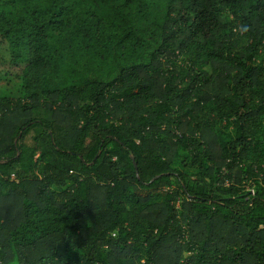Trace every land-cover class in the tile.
<instances>
[{
  "label": "trees",
  "instance_id": "16d2710c",
  "mask_svg": "<svg viewBox=\"0 0 264 264\" xmlns=\"http://www.w3.org/2000/svg\"><path fill=\"white\" fill-rule=\"evenodd\" d=\"M14 261L264 264V0H0Z\"/></svg>",
  "mask_w": 264,
  "mask_h": 264
},
{
  "label": "rangeland",
  "instance_id": "374dc122",
  "mask_svg": "<svg viewBox=\"0 0 264 264\" xmlns=\"http://www.w3.org/2000/svg\"><path fill=\"white\" fill-rule=\"evenodd\" d=\"M189 153L183 148L179 149V154L175 159L174 166L183 167L190 176H194L197 172L196 168L190 166V159L188 158ZM56 190H61V187H54ZM12 264H18L17 261L12 262Z\"/></svg>",
  "mask_w": 264,
  "mask_h": 264
}]
</instances>
